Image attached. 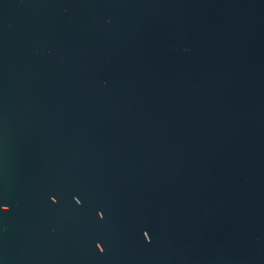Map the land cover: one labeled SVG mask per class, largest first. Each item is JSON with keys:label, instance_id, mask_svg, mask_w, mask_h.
<instances>
[{"label": "water", "instance_id": "1", "mask_svg": "<svg viewBox=\"0 0 264 264\" xmlns=\"http://www.w3.org/2000/svg\"><path fill=\"white\" fill-rule=\"evenodd\" d=\"M0 264H264V0H0Z\"/></svg>", "mask_w": 264, "mask_h": 264}]
</instances>
